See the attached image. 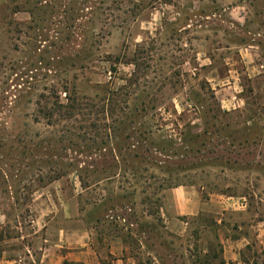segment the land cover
<instances>
[{
  "label": "rangeland",
  "instance_id": "1",
  "mask_svg": "<svg viewBox=\"0 0 264 264\" xmlns=\"http://www.w3.org/2000/svg\"><path fill=\"white\" fill-rule=\"evenodd\" d=\"M242 1L0 0V252L38 256L47 213L105 264H227L221 215L183 217L182 234L164 215L190 186L264 214V87L222 51L264 39L205 19ZM246 1L254 34L264 0Z\"/></svg>",
  "mask_w": 264,
  "mask_h": 264
},
{
  "label": "crops",
  "instance_id": "2",
  "mask_svg": "<svg viewBox=\"0 0 264 264\" xmlns=\"http://www.w3.org/2000/svg\"><path fill=\"white\" fill-rule=\"evenodd\" d=\"M249 4L246 0L229 5H223L221 14H211L206 16V20L218 19L222 24L228 23V29H237L238 32L254 38L264 39V15L258 25L256 33L248 30L249 24ZM253 34V35H252ZM236 49L245 57V70L250 79L260 81L259 84L264 87V46L260 42L251 40L249 43L229 42L222 48L223 50L233 51ZM231 72V71H230ZM234 79L229 76L228 80ZM202 189L195 186L180 187L168 192L171 200V212L166 211L165 222L169 224V229L175 233L182 234L186 230V224L181 220L183 217L197 216L203 212H209L221 215L219 224H225V227L231 231L222 241L224 245L223 257L227 264H264V214L261 207L254 212L252 219H246L243 214H248V205L244 204L241 197L227 198L224 204H214L211 200H203ZM232 214L234 220L229 217ZM170 213V214H169ZM230 216L225 220L226 214ZM43 218L38 220L36 217L35 224H40L41 228L36 229L35 235L41 234L44 242L41 252L38 256L33 255L29 245L28 253L31 256H12L8 251L0 252V264H24L26 260L34 264H104L107 257L102 256L94 248V240L91 244V233L87 230L78 231L71 229H61L57 238L51 234L49 228V219L47 213ZM218 220V219H217ZM231 223V224H230ZM7 225V218L0 210V233L4 231ZM235 230V232H234ZM44 235V236H43ZM25 236L18 237L17 240L24 239ZM247 250H253L254 255L246 256ZM113 264H133L127 256H123V250L110 251Z\"/></svg>",
  "mask_w": 264,
  "mask_h": 264
},
{
  "label": "trees",
  "instance_id": "3",
  "mask_svg": "<svg viewBox=\"0 0 264 264\" xmlns=\"http://www.w3.org/2000/svg\"><path fill=\"white\" fill-rule=\"evenodd\" d=\"M53 173H56V172H53ZM65 264H68V263H65ZM105 264V263H104Z\"/></svg>",
  "mask_w": 264,
  "mask_h": 264
}]
</instances>
